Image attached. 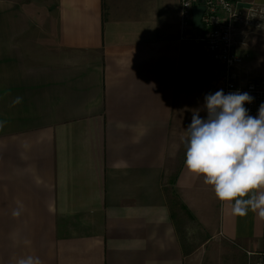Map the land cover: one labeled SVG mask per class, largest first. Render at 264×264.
Segmentation results:
<instances>
[{
	"label": "crops",
	"instance_id": "0c3cea01",
	"mask_svg": "<svg viewBox=\"0 0 264 264\" xmlns=\"http://www.w3.org/2000/svg\"><path fill=\"white\" fill-rule=\"evenodd\" d=\"M180 4L0 0V264H264L259 210L184 167L217 64ZM235 39L241 80L264 78V37Z\"/></svg>",
	"mask_w": 264,
	"mask_h": 264
},
{
	"label": "clouds",
	"instance_id": "9594fccd",
	"mask_svg": "<svg viewBox=\"0 0 264 264\" xmlns=\"http://www.w3.org/2000/svg\"><path fill=\"white\" fill-rule=\"evenodd\" d=\"M253 97L247 92L225 94L218 90L205 97L207 118L193 110L192 120L185 131L184 167L194 178L212 187L220 201H234L232 212L244 216L259 210L264 217V103L258 116L248 114L244 107ZM17 97L14 104H19ZM248 197V198H244ZM20 211L14 210L13 216ZM17 264H41L38 257L20 258Z\"/></svg>",
	"mask_w": 264,
	"mask_h": 264
},
{
	"label": "built area",
	"instance_id": "2783aa9c",
	"mask_svg": "<svg viewBox=\"0 0 264 264\" xmlns=\"http://www.w3.org/2000/svg\"><path fill=\"white\" fill-rule=\"evenodd\" d=\"M198 4V0H181V42L188 48L203 51L217 64L214 93L218 90L225 94L237 90L249 93L254 99L244 107L249 115L258 116L259 107L264 103V78L241 80L240 66L245 58L236 51L235 37L239 28L264 37V5L255 2L242 5L240 0H204L203 26L197 28L193 10Z\"/></svg>",
	"mask_w": 264,
	"mask_h": 264
},
{
	"label": "water",
	"instance_id": "95a60500",
	"mask_svg": "<svg viewBox=\"0 0 264 264\" xmlns=\"http://www.w3.org/2000/svg\"><path fill=\"white\" fill-rule=\"evenodd\" d=\"M198 2L199 4L196 5L193 10V14H194L193 22L197 28H201L203 26L202 17L205 11V6L202 4L204 0H198Z\"/></svg>",
	"mask_w": 264,
	"mask_h": 264
}]
</instances>
